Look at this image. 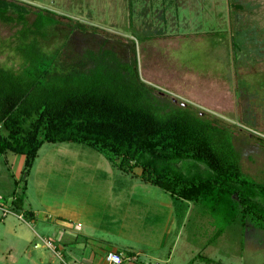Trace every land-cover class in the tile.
Wrapping results in <instances>:
<instances>
[{"label": "rangeland", "instance_id": "obj_1", "mask_svg": "<svg viewBox=\"0 0 264 264\" xmlns=\"http://www.w3.org/2000/svg\"><path fill=\"white\" fill-rule=\"evenodd\" d=\"M0 5L10 13L22 7L28 22L39 10L55 13L62 24L47 31L43 45L51 50L65 41L66 62L85 50H110L122 61L135 52L139 78L155 99L187 107L225 128L240 154L243 177L264 188V0H7ZM74 22L87 30L72 29ZM19 29L0 22V67L15 66L11 48ZM22 166L21 156L0 158V264H73V257L87 258L93 242L85 237L135 252L136 264H206L195 258L198 253L210 264H264L259 226L229 225L212 240L217 225L210 214L142 181L139 170L120 171L88 146L44 143L20 181ZM173 168L186 176L210 173L189 161ZM24 183L23 207L14 209L13 197ZM78 244H86L87 251Z\"/></svg>", "mask_w": 264, "mask_h": 264}, {"label": "trees", "instance_id": "obj_2", "mask_svg": "<svg viewBox=\"0 0 264 264\" xmlns=\"http://www.w3.org/2000/svg\"><path fill=\"white\" fill-rule=\"evenodd\" d=\"M0 22L20 26L11 48L15 66L0 67V158L23 157L20 181L44 143L81 144L210 214L217 225L212 240L237 223L264 230V188L243 177L232 135L187 107L155 99L139 78L135 52L122 61L110 50H85L66 62L65 41L51 50L43 45L47 31L62 24L52 11L39 10L28 22L22 7L10 13L0 5ZM72 29L87 27L74 22ZM188 161L205 166L209 175L186 176L173 168ZM25 191L24 183L13 197L14 209H22ZM25 214L33 220L31 210ZM133 254L123 255L131 260ZM195 258L213 262L201 253Z\"/></svg>", "mask_w": 264, "mask_h": 264}, {"label": "crops", "instance_id": "obj_3", "mask_svg": "<svg viewBox=\"0 0 264 264\" xmlns=\"http://www.w3.org/2000/svg\"><path fill=\"white\" fill-rule=\"evenodd\" d=\"M135 172V171H134ZM138 174V173H137ZM76 225H78V224H76ZM75 225V226H76ZM79 225H81V223H79ZM81 228H82V225H81V227H79V226H77L76 227V230H78V231H80L81 230ZM76 240H77V238L76 237H74ZM85 238H87L86 240L87 241H92L93 242V244H92V246H90V249H89V251L87 252L88 253V255H87V260L86 259H84V258H82V259H80L79 261H77V260H75V258L73 257V260H72V262H73V264H106V262L104 261V257H105V254L107 253V252H109V251H118V252H121L122 254H126V253H128V252H131V253H134L133 255V257H134V259H133V262H132V259L131 260H128V261H126V262H124V264L125 263H127V264H136V261L137 260H135V258H136V253L135 252H133V251H121L120 250V248H117V247H114V246H107V245H104L103 244V242H104V240L103 239H100V240H98V241H94L93 239H90V238H88V237H85ZM163 239H164V237H163ZM76 243H77V241H76ZM78 245H80V248H82L83 250V252L84 251H87L86 250V244L84 245V244H78ZM60 249H63V247H59ZM64 250V249H63ZM64 259V258H63ZM137 259V258H136ZM134 260H135V262H134ZM67 264H69L67 261H65ZM132 262V263H131Z\"/></svg>", "mask_w": 264, "mask_h": 264}, {"label": "built area", "instance_id": "obj_4", "mask_svg": "<svg viewBox=\"0 0 264 264\" xmlns=\"http://www.w3.org/2000/svg\"><path fill=\"white\" fill-rule=\"evenodd\" d=\"M3 216H5L4 210H3ZM45 245L48 248H52V243L50 241H46ZM125 258L126 257L122 253H118L117 251H109L105 254L104 261L106 262V264H123V260ZM64 264H67V263H64Z\"/></svg>", "mask_w": 264, "mask_h": 264}]
</instances>
